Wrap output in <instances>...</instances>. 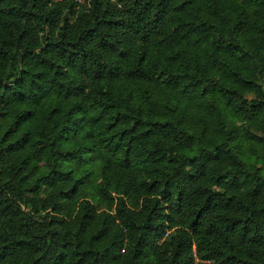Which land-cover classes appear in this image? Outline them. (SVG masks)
Listing matches in <instances>:
<instances>
[{
	"label": "trees",
	"instance_id": "16d2710c",
	"mask_svg": "<svg viewBox=\"0 0 264 264\" xmlns=\"http://www.w3.org/2000/svg\"><path fill=\"white\" fill-rule=\"evenodd\" d=\"M0 264H264V0H0Z\"/></svg>",
	"mask_w": 264,
	"mask_h": 264
},
{
	"label": "built area",
	"instance_id": "2783aa9c",
	"mask_svg": "<svg viewBox=\"0 0 264 264\" xmlns=\"http://www.w3.org/2000/svg\"><path fill=\"white\" fill-rule=\"evenodd\" d=\"M80 1V0H79Z\"/></svg>",
	"mask_w": 264,
	"mask_h": 264
}]
</instances>
